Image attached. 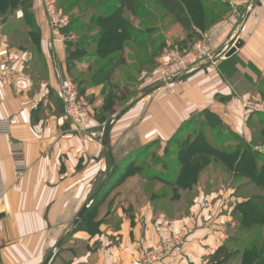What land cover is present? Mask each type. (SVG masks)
<instances>
[{"label":"crops","instance_id":"crops-1","mask_svg":"<svg viewBox=\"0 0 264 264\" xmlns=\"http://www.w3.org/2000/svg\"><path fill=\"white\" fill-rule=\"evenodd\" d=\"M256 9V19H245L238 27L227 16L203 31L194 26L195 35L191 39L176 24L174 29L180 28L182 41L189 46L198 40L214 52L224 45L231 48L237 40L244 44L230 59L204 64L186 75L174 94L166 86L146 89L153 83L147 81L121 108L115 102L112 107L124 113L112 125L108 148L76 131L66 116L60 87L64 79L71 80L67 55L71 36L67 27L55 34L43 0H32L30 10L40 29L41 52V57H34L24 45L27 32L23 12L18 11L13 21L9 18L0 23V60L11 57L15 70L11 84L0 83V120H10L13 125L11 137L0 136V177L6 191L0 202V215H4L0 218V264H45L52 254L47 264H143L152 248L180 230H186L188 237L177 264H208L219 248L229 245V239L239 230L234 211L249 199L239 191L256 186L244 183L235 188L227 184L225 177L221 181L215 180L216 176L209 178L210 169L202 172L197 183L186 190L177 188L172 175L161 176L165 167L160 178L152 181L140 173L128 176L98 196L97 208L108 204L117 212L104 221L101 218L95 221L99 223L96 234L86 228L73 230V225L78 213L96 194V183L112 165L136 157L151 144L164 146V156L167 155L181 128L197 115L204 112L216 115L227 129L251 145L253 134L248 126L251 114L241 110L239 102L255 95L233 81L236 73L227 80L221 72L238 60L259 74L264 73V0H258ZM232 13L234 16L233 10ZM19 32L25 34L23 43L15 41ZM173 34L166 35L168 44ZM37 59L40 65L42 62L41 74L46 72L44 78L38 75ZM79 63L80 73L86 74L90 63ZM120 70L111 79V84L119 88L114 89L118 93L125 88L115 82ZM106 88L110 90L102 84H93L83 90L93 95L91 101L97 103L89 125L92 131L101 130L97 113L104 105ZM11 142L22 144L28 165L18 187L12 168ZM153 184L155 190L148 194L146 188ZM164 189L174 195H159ZM113 192L118 193V199L108 200ZM180 194L187 211L168 214L167 204H177ZM188 194H192L190 198ZM130 207L129 212L124 210Z\"/></svg>","mask_w":264,"mask_h":264},{"label":"trees","instance_id":"trees-1","mask_svg":"<svg viewBox=\"0 0 264 264\" xmlns=\"http://www.w3.org/2000/svg\"><path fill=\"white\" fill-rule=\"evenodd\" d=\"M111 1L112 2L105 4H103L104 0L60 1L64 4L63 11L66 15L73 11L81 13L80 8L86 6V11L81 13L79 17L71 20L67 26L68 34L79 32L85 35L78 37L77 42L68 41L67 43L68 70L72 77L74 67H72L73 64L70 60L75 56H79L80 62H91L92 59H94V61H98L97 64H102L96 73L88 80V83L82 87L80 92L82 93L84 88L86 89V87L93 84H102L105 87H110L109 91L108 89L103 91L105 102L102 110L104 112H108L115 102L118 101L115 97L114 89L118 90L119 88L111 84L114 72L121 67H126L130 62L133 63L132 61H127V54L130 55V51L133 47L140 48L147 46L155 49L157 42L153 36L156 33L159 35L160 32V28L158 27L150 29L154 30L149 31L148 39H150V42H148V39L137 41V39L133 38L137 29L133 26L130 19L132 18L133 20L140 21L143 19V16H146V13V18H154L152 11L143 6L140 0ZM152 1L161 8L166 15L172 17L176 24L185 30L189 39L193 38L195 35L194 26L203 31L224 17V14L216 11L217 3L207 5L205 0ZM31 3L32 0H0V23L6 22L9 17H14L18 11H22L23 26L27 32L24 45L29 47L31 53L41 57L40 29L30 10ZM221 5L229 9V6L225 3L221 2ZM86 13L91 14L90 23L88 25H78V20L82 19V16ZM127 13L130 19L125 16ZM163 19H166V17L164 16ZM73 46H75L74 51L70 49ZM88 50L92 51V53L86 56L85 54ZM129 59L130 58H128V60ZM134 62L137 63V61ZM251 68L253 69V67ZM91 70L92 65H89L87 73L91 72ZM221 73L223 77L228 80L236 73V70L229 65V67H223ZM256 73L259 74V72ZM86 74L80 73L79 77H84ZM247 91L251 93V91ZM116 93L120 95V93ZM204 113L208 114L209 112ZM211 115L214 119L219 121L221 126L225 127L216 115ZM188 123L181 128L179 134L185 131V127ZM248 126L253 133V143L258 144L256 133L264 136V115L251 114L248 120ZM210 128H212V126H210ZM174 141L176 142V140ZM260 156L261 154L248 144L236 151L227 152L215 149L213 145L205 139L196 138L193 141L188 140L184 146L180 147L174 163V168L177 170V173L171 175L175 179V184L178 189H191V187L197 183L200 174L204 172L212 164V160L215 159L219 160L223 167L231 172L232 175L237 176L238 179L245 180L246 184H252L256 186V188H260L261 191H264V163L262 165L258 163L260 161ZM131 160H133V158ZM121 165L122 164L119 165V169L121 171L125 170L126 168L121 167ZM150 171L153 172L152 170ZM143 174V177L148 181H152L156 178L146 173ZM112 176H114V174ZM127 177L128 176H126V178ZM123 180L118 181L112 187H116ZM107 185L108 182L103 184L98 196L105 191ZM98 196L89 206L88 212L81 219L79 224L77 226L73 225V230L86 228L91 234L97 233L98 229L93 232L92 227L99 228V223L95 222L97 217H93L98 213V209L93 208L98 200ZM253 198L254 197H249L247 202L236 207L234 216L239 225L237 236L235 235L233 238L229 239V245L219 248L215 254L209 258L208 264H228L232 258L237 261L239 260L238 262L240 264H264V197L258 196ZM238 234L242 235L238 236ZM231 244L234 246H231Z\"/></svg>","mask_w":264,"mask_h":264},{"label":"rangeland","instance_id":"rangeland-1","mask_svg":"<svg viewBox=\"0 0 264 264\" xmlns=\"http://www.w3.org/2000/svg\"><path fill=\"white\" fill-rule=\"evenodd\" d=\"M61 0H57V5L59 9L64 10L63 6L64 4L60 2ZM142 2V5L145 6L147 9H149L150 11H152V14L154 16V18H146V16H143L142 20H133L132 18L129 19L132 21V24L134 27H139L140 30L134 33L133 38L137 39V41H143V40H147L149 38V31H154V30H150V29H155V28H160V32L159 35L156 33L154 34V38L156 39L157 42V46L156 48H150L147 46L144 47H140V48H135L133 47L132 50L130 51V55L127 54V61L130 62L132 61L133 63H128L126 65V67H121L118 75L115 78V82L119 85H124L125 88L120 90V95H118L116 92L115 93V97L118 100L117 102L120 104V108L129 101V99L132 97L133 93H137L140 90V86L143 85V83H147V81H153V83L151 84V87L146 88V89H154L158 83L156 81V71L158 70V67L160 66V63L165 59L166 55L168 54V52L171 50L172 47L175 46H179L180 48H185L184 50H190L195 43L198 42V40L194 41L193 46H189L188 43L185 41H182V37L183 35H181V30L180 28H175L176 23L174 22V20L172 19V17L166 15V13L159 8L152 0H140ZM207 5H210L212 3H217V7H216V11H218L219 13L224 14V16L227 17H233V13L232 10L229 11V9H226L223 5H221V2L219 0H205ZM112 2L111 0H104L103 4L105 3H110ZM258 0H251V4L253 5H257ZM62 6V7H61ZM86 6H83L81 9V13L86 11ZM230 7V6H229ZM64 12V11H63ZM77 11H73L70 14H67L68 18H69V23L71 20H73L76 17H79V15L81 14ZM241 15L238 16V26L241 24V21H243L246 16H245V12H241ZM125 16H129V14L127 13ZM166 17V19H163V17ZM11 21L15 20L12 17H9ZM90 18H91V14H84L82 16V19L78 20V25L82 24V25H88L90 23ZM230 21V19H229ZM231 23V22H230ZM234 26V25H233ZM237 25L235 27H238ZM174 30V31H173ZM165 33V34H164ZM173 34V38L172 41L170 42V44H168L167 40V36L168 34ZM180 33V35H179ZM71 36V41L77 42V38L78 37H82L85 36L84 33H75L72 32L70 34ZM161 36V37H160ZM180 36V37H178ZM188 36V34H187ZM22 37H25V34H23V32H19L18 33V37H15V41L16 43H23L22 42ZM184 38V37H183ZM164 39V41H163ZM148 42H150V39H148ZM165 42V44H164ZM227 47H229L227 45ZM224 48H226V45H224ZM223 48V49H224ZM74 51L75 46H73L72 48H70ZM220 51V50H219ZM89 53H92V51H87L86 52V56L89 55ZM138 53V54H136ZM34 57H36V54H34ZM79 56H75L72 60H70V62H72V67H74V72H72V77L69 74V77L71 78V81L75 84V86L77 87L80 96H82L84 98V100L90 105V108L93 109V106H96L97 103H95V101H91L93 95H89L88 93H86L85 91L83 92L84 94L81 95V89L82 87H84L86 85V83H88V80L96 73V71L99 69V67L102 66V64H97L98 61H94V59H92V61L90 62V65H92V70L91 72H88L86 74V76L84 77H79L80 74V67H82L80 65V58H78ZM128 58H130L128 60ZM38 60V59H37ZM134 61H137V63H135ZM39 62V60H38ZM139 63V64H138ZM42 65V62H41ZM40 65V62L38 64V71H40L38 73L40 78H44L46 77V72L44 70V72L41 74V69L42 66ZM200 66V65H199ZM229 67V65H227ZM231 66L233 69L236 70V75L233 77V81L238 85H241L242 89H246L251 91L252 94L255 95V97H251L249 99H251L252 102L254 103H260L264 105V73H260L257 74V70H255V68H251L252 66L250 65H246L245 63H243L242 61H236L234 60V62L231 63ZM226 68V67H224ZM256 71V72H255ZM188 75V74H187ZM44 76V77H43ZM186 77V75H183L181 77V81L184 80V78ZM126 81H124V79ZM130 78V79H129ZM66 80V79H64ZM232 81V79H231ZM129 82V83H128ZM82 86H81V85ZM127 84H129L130 86H126ZM107 89V88H106ZM92 104V105H91ZM121 109H116V108H111L108 112H104L102 109L100 111V113H97V117L98 120L101 122V130L103 131L105 126L107 125L109 119L114 116L115 114H117ZM245 112V111H244ZM247 114H260V115H264L263 112L260 113H248L245 112ZM95 115V113H94ZM210 126H212V128H210ZM259 132V130H258ZM253 134V133H252ZM256 140L258 141V144L253 143V139H252V143L251 146L253 147V149L255 151H257L258 153L261 154V156L259 157V164L262 165L264 163V136L263 135H259L258 133H256ZM237 136L236 134L232 133L229 129L221 126V124H219V121H217L216 119H214V117L211 114H200L195 116L191 121H189L188 125L185 127V131L181 134H179L175 140L176 142L171 146V149H169L168 154L164 156V154L166 153V151H164V146H155L154 144H151L150 146H148L146 149L142 150L136 157L133 158V160H125V162L123 160H121L118 164L116 165H112L109 169V171L104 174L99 181L96 183V189H95V193H97L100 188L103 186V184L108 182V185L106 187V191H110V189H112V186H114L118 181H121L124 179V177L126 178V176H136V174L140 173H146L149 176H155L156 178H160L159 174L161 173L160 171L162 169H164L165 167V172L161 175L162 177H164L165 175H167L169 177V175H174V173H177V170L174 168V163L176 161V154H178V151L180 149L181 146H184V144H186L188 142V140L193 141L196 138L199 139H205L207 141H209L213 147L217 150L220 151H227V152H233L236 151L242 147H245V145H247L248 143L244 141V139H242L241 137ZM249 145V144H248ZM155 146V147H154ZM212 168H207L210 169V175L208 176L211 179H214L213 177L216 176L217 178H215V180L217 181H221L222 178L225 177V179L227 180V184H232L235 188L239 187L240 185H244V183H246L245 180L242 179H238L237 176L232 175L231 172H229L228 170H226V168L223 167V165L219 162V160H212ZM131 163V164H129ZM121 165V167L126 168L125 170L121 171L119 169V165ZM206 169V170H207ZM150 170H152L153 172H151ZM150 171V172H149ZM114 174V176H112V174ZM116 173V174H115ZM170 173V174H169ZM170 178V177H169ZM245 187V186H243ZM155 190V185H151L149 187L146 188V192L148 194L153 193ZM181 193V192H180ZM186 193V192H185ZM161 196H173L174 193L173 192H169L168 190L164 189L161 192L158 193ZM239 194L242 195L244 198H249V197H258V196H262L264 197V191H261L260 188H256V189H251V190H245L242 189L239 191ZM190 195L192 194H188L187 197L190 198ZM108 200L111 201H115L118 199V193L117 192H113L110 193V195L108 196ZM179 200L178 203H172L167 204L165 211L168 214H173V212L178 211L179 214L185 213L187 211V204L185 203V201H181V194L179 196ZM253 198V199H254ZM100 199V198H99ZM102 199V198H101ZM98 201L94 204L93 208H97L96 206H98ZM98 209V213H96L93 217H97L96 220H98L99 218L104 219L107 217H112L114 215H116V212L114 210V207H111V205H106L104 206L102 209L101 208H97ZM100 209V211H99ZM125 211L129 212V210H131V207L126 209L124 208ZM90 224V223H89ZM115 226L118 225V223H114ZM90 227V226H89ZM91 228V227H90ZM93 228V229H92ZM91 229L93 230V232H95V230H97L98 228L92 227ZM180 231H186V230H180ZM98 232V230H97ZM187 232V231H186ZM175 232H172L171 234H173ZM188 233V232H187ZM235 235V234H234ZM242 234H238V236H240ZM169 236V235H168ZM237 236V235H236ZM163 241V240H162ZM161 241V242H162ZM160 242V243H161ZM159 245V244H158ZM157 245V246H158ZM156 246V247H157ZM231 246H234L231 244ZM155 247V248H156ZM154 249V248H152ZM151 249V250H152ZM236 261V262H235ZM232 258V260H230V262L228 264H239V260H235Z\"/></svg>","mask_w":264,"mask_h":264},{"label":"built area","instance_id":"built-area-1","mask_svg":"<svg viewBox=\"0 0 264 264\" xmlns=\"http://www.w3.org/2000/svg\"><path fill=\"white\" fill-rule=\"evenodd\" d=\"M220 1L230 6L235 12V15L230 18V22L234 26H238V16L241 15L240 9L245 12V19L254 21L257 17L256 5L251 4V0ZM43 3L50 26L55 34H59L61 29L69 25L68 16L63 10L58 8L57 0H43ZM231 48L226 46V48L220 51L213 52L204 42L195 43L188 51H182L183 49L179 46L172 47L156 71V81L158 85L164 84V86L170 87L169 93L174 94L175 87L182 83L181 77L183 75L195 71L204 64H215L217 61L224 60L226 53ZM14 77V62L11 57L6 56L0 60V83L9 85ZM60 97L66 116L74 129L87 134L90 139L101 141L103 131H92L89 126L92 118V109L84 98L80 96L77 87L70 79L63 81L60 87ZM239 108L248 113H264V105L260 103L256 104L251 99L240 101ZM12 128L13 125L10 120H0V136L11 137ZM10 149L12 168L16 178V186L18 187L28 171V165L24 159V149L21 143L11 142ZM5 194V187L0 177V202ZM187 237L188 233L186 231H177L170 234L156 248L147 253L143 264H177L186 244Z\"/></svg>","mask_w":264,"mask_h":264},{"label":"water","instance_id":"water-1","mask_svg":"<svg viewBox=\"0 0 264 264\" xmlns=\"http://www.w3.org/2000/svg\"><path fill=\"white\" fill-rule=\"evenodd\" d=\"M243 41L242 40H237L236 43L234 44V46L226 53L225 55V59H230L232 56H234L238 50H240L243 47ZM164 84H160L157 87H163ZM124 113V110H122L121 112H119L117 115H115L105 126L104 130H103V136L101 139V144L104 148H108L109 147V137H110V132H111V128L113 123L118 120L121 115ZM101 189L95 194L93 195V197L90 199L89 203L86 204L82 210L78 213L77 218L74 222V226H77L79 224V222L81 221V219L86 215V213L89 210V206L96 200L98 194L100 193ZM4 215H0V218H2ZM53 257V254L49 256V258L47 259L46 263L47 264L51 258Z\"/></svg>","mask_w":264,"mask_h":264}]
</instances>
